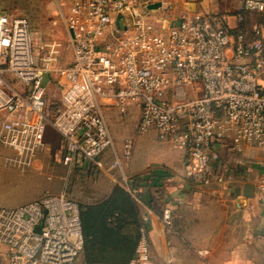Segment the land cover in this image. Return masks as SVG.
Returning <instances> with one entry per match:
<instances>
[{
	"label": "built area",
	"instance_id": "obj_1",
	"mask_svg": "<svg viewBox=\"0 0 264 264\" xmlns=\"http://www.w3.org/2000/svg\"><path fill=\"white\" fill-rule=\"evenodd\" d=\"M148 5L76 0L64 15L72 57L62 66L59 43L36 54L29 20L0 12V155L10 151L7 166H32L52 128L64 144L65 166L85 160L103 170L104 156L115 150L109 168H122L104 110L125 116L132 102L140 111L137 132L155 131L183 152L191 183L224 196L232 168L221 149L264 150V24L235 33L225 15L198 11L159 32ZM262 12L264 0H243L235 17L243 23ZM51 75L62 88L54 103ZM123 156L131 160L130 145ZM261 167L256 197L264 204V162ZM164 220L170 224L169 209ZM0 245L9 248L7 264H77L85 245L81 206L65 193H47L1 207ZM130 264H153L145 225Z\"/></svg>",
	"mask_w": 264,
	"mask_h": 264
},
{
	"label": "crops",
	"instance_id": "obj_2",
	"mask_svg": "<svg viewBox=\"0 0 264 264\" xmlns=\"http://www.w3.org/2000/svg\"><path fill=\"white\" fill-rule=\"evenodd\" d=\"M75 2L73 0L72 5ZM242 2L150 0V5L160 3L161 7L147 11L156 26L160 19L167 21V31L178 24L183 15L202 11L225 15L235 33L246 28L253 32L260 21L256 14L248 17V24L236 20L235 15ZM114 121V118L111 119V123L116 126ZM124 124L129 125L130 122L127 120ZM117 130L114 132L119 142ZM137 135L142 138L150 136L149 139L143 138L141 144L153 154L141 164L130 162L128 169L125 168L128 175L123 174V178L112 171H103L102 180H98L101 182L98 199L91 204L107 199L116 185L126 191L125 185L138 190V195H131L142 208V221L148 229L153 264H264V244L261 239L264 236V204H260L256 197V183L262 171L264 150L246 148L243 153H234L227 148L221 149L223 158L232 168V176L224 196H220L216 188L191 183L184 172L183 152L161 142L155 131ZM60 148L64 150L62 139ZM109 156V153L104 156L106 166L110 163ZM82 162L79 161L73 167L78 168ZM154 185H163L159 188V213L149 203V188ZM242 199L246 200L244 208L239 203ZM167 209L171 211L170 224L164 220ZM144 218H148L146 224ZM8 253L9 248L0 245V264H7ZM83 258L82 254L80 264H86Z\"/></svg>",
	"mask_w": 264,
	"mask_h": 264
},
{
	"label": "rangeland",
	"instance_id": "obj_3",
	"mask_svg": "<svg viewBox=\"0 0 264 264\" xmlns=\"http://www.w3.org/2000/svg\"><path fill=\"white\" fill-rule=\"evenodd\" d=\"M73 0H0V12L4 11L13 16L25 17L31 24L35 52L43 55L46 45L59 43L58 65H67L72 57L71 51L67 49L68 33L64 23V15L68 14ZM157 22L158 31L165 32L167 21L160 19ZM156 26V27H157ZM167 31V30H166ZM50 80V78H49ZM49 100L54 103L61 99L62 88L60 79L51 75L49 83ZM128 113L123 116L115 109L104 110L106 120L115 142L116 152L120 155L123 162L122 168L110 169L109 166L115 157V150H109V166L103 170H97L90 163L83 162L75 168L65 166L63 157L65 151L61 150V137L58 133L50 129L46 136V145L37 159L26 170H19L15 167L7 166L6 158L11 155L10 151L2 150L0 155V208H15L23 204L39 199L44 194L65 193L79 205H89L98 199L97 192L100 187L99 179L102 178L103 171H112L123 178L126 169L131 163L141 164L146 161L153 153L150 149L142 146L143 138L149 139V135L143 138L137 134V124L140 111L132 103L128 102ZM111 114V117H110ZM4 114H0V124ZM115 119L111 123V119ZM130 124H124L125 121ZM119 133V142L115 138V130ZM52 133V134H51ZM138 136V137H137ZM121 142V146L119 143ZM132 148L131 160L127 161L123 156L125 147ZM107 162H105V165ZM111 172V173H112ZM102 180V179H101ZM83 253V252H82ZM84 259V258H83ZM82 260L79 257L77 264Z\"/></svg>",
	"mask_w": 264,
	"mask_h": 264
},
{
	"label": "trees",
	"instance_id": "obj_4",
	"mask_svg": "<svg viewBox=\"0 0 264 264\" xmlns=\"http://www.w3.org/2000/svg\"><path fill=\"white\" fill-rule=\"evenodd\" d=\"M264 24V12L256 14ZM248 20L243 24H248ZM252 32L246 28L243 30ZM92 166V165H91ZM163 185L149 188V203L159 213ZM154 194V195H153ZM86 264H129L134 258L143 225L142 208L132 195L116 185L110 196L96 204L81 205Z\"/></svg>",
	"mask_w": 264,
	"mask_h": 264
},
{
	"label": "water",
	"instance_id": "obj_5",
	"mask_svg": "<svg viewBox=\"0 0 264 264\" xmlns=\"http://www.w3.org/2000/svg\"><path fill=\"white\" fill-rule=\"evenodd\" d=\"M160 7H161V4L160 3H155V4H152V5H148L147 6V9L148 10H158ZM6 13L7 12H3V14H6ZM239 203H242V204H240V207L241 208H244L245 203H246V200L245 199H242Z\"/></svg>",
	"mask_w": 264,
	"mask_h": 264
}]
</instances>
